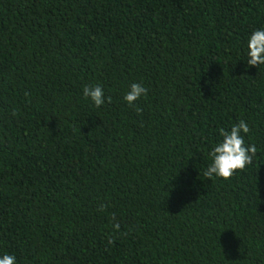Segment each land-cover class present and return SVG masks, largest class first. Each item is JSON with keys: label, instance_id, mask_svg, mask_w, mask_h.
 <instances>
[{"label": "trees", "instance_id": "1", "mask_svg": "<svg viewBox=\"0 0 264 264\" xmlns=\"http://www.w3.org/2000/svg\"><path fill=\"white\" fill-rule=\"evenodd\" d=\"M257 29L264 0H0V256L264 264ZM132 83L148 91L129 105ZM241 119L254 162L205 177Z\"/></svg>", "mask_w": 264, "mask_h": 264}, {"label": "clouds", "instance_id": "2", "mask_svg": "<svg viewBox=\"0 0 264 264\" xmlns=\"http://www.w3.org/2000/svg\"><path fill=\"white\" fill-rule=\"evenodd\" d=\"M246 65L249 66L264 65V29L254 30L247 43ZM147 88L140 83H132L129 91L125 94L124 100L132 105L141 96H146ZM83 96L90 98L95 106L99 107L105 103L103 88L99 85L84 86ZM111 101V97H108ZM137 112L141 109L137 108ZM15 114V113H14ZM247 134L250 132L249 125L241 119L238 124L231 127L230 130L221 128L219 134L222 140L214 145L210 152L211 163L204 176L211 179L213 175L230 179L238 170H243L249 164L254 162V157L257 154L255 144H246L245 138L241 133ZM104 206L101 205V208ZM115 228H119L116 224ZM112 241L109 240V243ZM0 264H16V258L11 254H3L0 256Z\"/></svg>", "mask_w": 264, "mask_h": 264}]
</instances>
